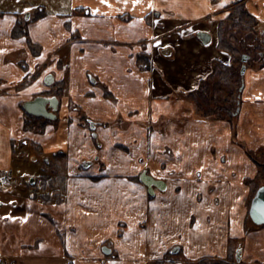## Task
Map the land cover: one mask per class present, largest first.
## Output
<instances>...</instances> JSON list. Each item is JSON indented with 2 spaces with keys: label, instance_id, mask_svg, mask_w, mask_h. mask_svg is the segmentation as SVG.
<instances>
[{
  "label": "crops",
  "instance_id": "0c3cea01",
  "mask_svg": "<svg viewBox=\"0 0 264 264\" xmlns=\"http://www.w3.org/2000/svg\"><path fill=\"white\" fill-rule=\"evenodd\" d=\"M69 1L63 11L0 10V171L13 182L0 189V261L184 264L224 260L239 240L238 264H264V226L246 223V181L264 167V0ZM239 7L255 20L239 40L262 50L241 55L238 113L205 117L186 95L215 63L232 64L217 48V26ZM19 22L27 37L13 33ZM142 54L148 70L137 62ZM48 75L65 83L57 118L41 133L26 130L22 105L53 90ZM82 117L96 123V138ZM13 141L35 143L44 160L64 155L59 196L49 186L54 199L40 198L36 184L23 196L20 180L36 158L14 154ZM143 172L165 189L149 193Z\"/></svg>",
  "mask_w": 264,
  "mask_h": 264
},
{
  "label": "trees",
  "instance_id": "16d2710c",
  "mask_svg": "<svg viewBox=\"0 0 264 264\" xmlns=\"http://www.w3.org/2000/svg\"><path fill=\"white\" fill-rule=\"evenodd\" d=\"M42 15H43L42 12L35 13L31 21L39 19ZM23 26H25L23 22L17 23L13 29V33L18 31L20 35H23V36L25 35L27 37L26 32H24ZM226 26H227V28L222 33V27H226ZM254 26H255V20L251 16H249L246 12H244V10L240 7L235 9L233 11V13L230 14L226 20L218 23V26H217V30H218L217 48L220 50H224L227 53H229V55L231 56L232 64H230L228 66H223L221 64L217 65L215 63L213 66V71H212L211 77L217 76L218 80H222L225 77H227V79H229L231 74L233 73V66L232 65H234L235 63L236 64L240 63L241 55L243 53L247 54V55L253 54L255 58H258L259 53L262 50L261 44H259L258 46L254 47V48H251V47H249V44L246 41L239 40V38L242 35H246L247 33H250L251 30L254 29ZM28 45L31 49V52H33L35 54H38L40 52L39 46L31 43L30 41H28ZM137 62L139 64V66L144 70H148L151 67L150 58L147 55H143V54L138 55L137 56ZM210 78L201 81V83L199 84V86L197 87V89L195 91L190 92L186 95L189 99H191L192 101H194L196 103L197 108L199 109V112L201 111L200 110L201 106H200V104H198V101H200L201 100L200 98L203 97L202 92L205 93L204 91H205V88L210 81ZM26 81H28V80H26ZM52 87H53L52 91L44 93L43 95L55 96L58 100L61 99L63 97L65 83L63 81L55 82ZM104 95L106 97H109L108 96L109 93L107 91H105ZM234 110H236V108ZM202 115L205 117L209 116V115H205V114H202ZM233 116L234 115L232 114V118H233ZM47 122L48 121L43 119V118L34 117V116H31V115L24 112V128L26 130H32V131H36L38 133H41ZM80 123H81V125H84L87 127V119L85 117L81 118ZM29 145L31 147H34V148L39 150V147L35 143L29 142ZM60 157L63 158L64 155L57 153V154H54L53 156H51V158L54 160L58 159ZM259 168H261V169H259L255 178L246 181L247 184H249L251 186L250 193H249L248 208L250 205V201L253 198L256 190L261 185H264V167L259 166ZM43 179L49 180V176L45 175V176H43ZM64 179L65 178L63 177V179L61 178L60 181L62 182V180H64ZM55 182L56 181H54V183ZM54 183H52V184H54ZM43 199L48 201L50 198L48 195H43ZM246 220L249 221L248 214L246 215ZM239 246H241L239 240H230L229 244H228V254L224 260L206 257V258L201 259L200 261H197L195 263H190V264H237L235 262V251Z\"/></svg>",
  "mask_w": 264,
  "mask_h": 264
},
{
  "label": "rangeland",
  "instance_id": "374dc122",
  "mask_svg": "<svg viewBox=\"0 0 264 264\" xmlns=\"http://www.w3.org/2000/svg\"><path fill=\"white\" fill-rule=\"evenodd\" d=\"M69 0H0V10L1 11H7V12H19V14H27L30 13L33 8L44 4L47 8V10H57V11H63L68 10L69 8ZM250 56H253L251 54ZM236 71L231 74L230 77H235L236 80L233 82H228L229 79L225 77L222 80H218L217 76H213L210 78V81L208 85L205 88V93L202 92L203 97L200 98L201 100L198 101V104H200V110L201 114L205 115H213L217 118H232V114L235 113V107L234 101L236 99V95L238 94V90L240 87V76H239V68L240 63H237ZM234 69V68H233ZM88 128V125H87ZM40 149H36L34 147H20L19 153L17 156H27L30 157L32 155L35 156L36 162H28L25 166L26 168H29L30 171L26 172L24 175V179L20 180V185L25 189V192L23 193V196L27 194V190L25 187H27L29 183V178L33 177L34 182L36 181L37 185V195L40 196V198H43V195L50 196L54 194V192L49 191V186L53 189L55 188V192H57V195L59 196V191L56 189L59 184H61L60 179H63L64 175V165H65V158H58V159H52L51 156L47 157V163L44 160V157L46 155H41ZM29 160V158H28ZM35 166V167H34ZM87 167L92 166V161L89 162V164L86 165ZM23 165H21L20 168H22ZM82 167V165H80ZM149 169V168H148ZM21 173V172H20ZM49 176V180L43 179V176ZM22 178V176H21ZM65 178V177H64ZM53 181V182H52ZM54 181H56L54 183ZM54 183V184H52ZM52 185V186H51ZM3 186V185H2ZM13 182H5L3 189H12ZM41 189V190H40ZM44 189H46V193L44 194ZM34 192V189L31 190ZM52 193V194H51ZM51 198L54 199V195L51 196ZM247 223V226H251L250 220ZM184 264H190L189 262H185Z\"/></svg>",
  "mask_w": 264,
  "mask_h": 264
},
{
  "label": "water",
  "instance_id": "95a60500",
  "mask_svg": "<svg viewBox=\"0 0 264 264\" xmlns=\"http://www.w3.org/2000/svg\"><path fill=\"white\" fill-rule=\"evenodd\" d=\"M197 38L201 41L202 44L207 45L211 42V34L205 31H201L197 33ZM247 58L245 56L242 57L241 62V70L240 74L243 75L245 71V63ZM54 82L53 77L48 75L45 79V83L47 86L52 85ZM59 100L55 97H44L37 96L30 101H26L23 104V109L30 115L35 117H41L49 120H54L57 118L56 112L58 110ZM239 109L237 108L236 113H238ZM89 127L92 131V136L96 138L95 128L96 123L94 121H89ZM89 163H84L86 165ZM141 181L148 187L149 193H152L153 187H157L161 190L165 189V184L162 181L155 180L153 177L149 176L146 172H143L141 175ZM33 182V179H31ZM248 217L253 225L256 226H264V185H261L255 192L253 198L250 201L249 209H248ZM102 252L105 255H109L111 250L103 246ZM241 254L242 249L239 246L235 251V262L238 264L241 262Z\"/></svg>",
  "mask_w": 264,
  "mask_h": 264
},
{
  "label": "flooded vegetation",
  "instance_id": "af4514ba",
  "mask_svg": "<svg viewBox=\"0 0 264 264\" xmlns=\"http://www.w3.org/2000/svg\"><path fill=\"white\" fill-rule=\"evenodd\" d=\"M42 96H44V97H52V96H48V95H43L42 94ZM24 104V103H23ZM59 106V105H58ZM22 110H23V112H25V113H27L24 109H23V105H22ZM58 111V110H57ZM28 114V113H27ZM30 115V114H29ZM32 116V115H31ZM35 117V116H34ZM41 118V117H40ZM43 119H45V118H43ZM45 120H47V121H49V119H45ZM89 121L90 120H88L87 119V125H88V128H89V130H90V127H89ZM91 131V130H90ZM92 132V131H91ZM20 144L21 143H19V142H17V141H13L12 143H11V145H12V148H13V152H14V154H16V152H17V154L19 153V148H20ZM26 144V143H25ZM22 146H23V143H22ZM28 146L29 147H31L29 144H28ZM47 160H45V162H46ZM47 163V162H46ZM84 166V165H83ZM11 172H3V171H0V189L1 190H4L3 189V187H4V184H5V182H9V181H11ZM35 184H36V182H31V179H29V183H28V185H27V187H28V189H31V190H33L34 189V187H35ZM3 185V186H2ZM7 190V189H6ZM9 190H11L10 188H9ZM34 193H35V189H34ZM0 264H3V262L2 261H0Z\"/></svg>",
  "mask_w": 264,
  "mask_h": 264
},
{
  "label": "snow or ice",
  "instance_id": "6c2138e0",
  "mask_svg": "<svg viewBox=\"0 0 264 264\" xmlns=\"http://www.w3.org/2000/svg\"><path fill=\"white\" fill-rule=\"evenodd\" d=\"M104 2L106 3V2H107V0H104Z\"/></svg>",
  "mask_w": 264,
  "mask_h": 264
}]
</instances>
